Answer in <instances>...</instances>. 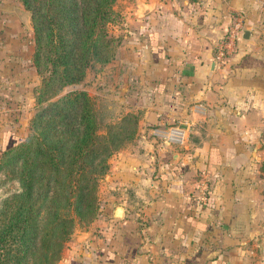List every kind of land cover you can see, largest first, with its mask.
<instances>
[{"label":"crops","instance_id":"crops-1","mask_svg":"<svg viewBox=\"0 0 264 264\" xmlns=\"http://www.w3.org/2000/svg\"><path fill=\"white\" fill-rule=\"evenodd\" d=\"M258 4L152 0L135 11L120 92L125 110L139 115L138 129L109 158L99 212L75 228L58 264H264ZM236 23L233 51L218 64L215 46ZM169 126L183 130L182 145L151 134ZM9 134L0 133L1 145Z\"/></svg>","mask_w":264,"mask_h":264},{"label":"trees","instance_id":"trees-1","mask_svg":"<svg viewBox=\"0 0 264 264\" xmlns=\"http://www.w3.org/2000/svg\"><path fill=\"white\" fill-rule=\"evenodd\" d=\"M19 2L33 33L37 103L114 57L116 40L106 26L115 0ZM137 118L123 116L99 133L94 102L86 91L74 90L40 105L27 136L5 139L0 172L11 173L20 190L0 205V264H56L75 225L98 214V181L108 157L134 133Z\"/></svg>","mask_w":264,"mask_h":264},{"label":"rangeland","instance_id":"rangeland-1","mask_svg":"<svg viewBox=\"0 0 264 264\" xmlns=\"http://www.w3.org/2000/svg\"><path fill=\"white\" fill-rule=\"evenodd\" d=\"M148 1L151 2L152 0H115L112 5L114 11L112 19L106 26L107 32L116 40L115 54L112 60L105 65H96L87 69L81 82L62 87L59 92L49 96L46 101L40 104L35 98L41 83L40 76L36 73L31 61L34 43L29 12L23 8L19 0H0V133L8 131L13 138L15 136H27L29 121L40 105L51 102L74 90L86 91L94 102L99 121V133H105L107 125L117 123L123 116L139 117L138 113L125 110L123 95L120 91H123L121 85L124 83L123 62L127 49L126 44L129 41L127 37L130 34L129 31H135V28L130 29L129 25L137 23L134 21L137 19L134 13L143 3ZM258 5L264 6L263 0H259ZM11 83L21 87L22 92L7 91L6 87ZM115 90H117L116 93H121V96L117 97L116 100L113 97ZM137 129L136 123L132 136L125 140L120 148L112 154L130 146ZM5 139H9V137H5ZM111 155L107 159L108 169ZM108 169L105 174H107ZM105 174L98 181V204L99 200L103 198L102 188ZM19 190L18 180L11 173L8 175V172H0V205L4 199ZM93 221L94 219L91 222ZM91 222L84 225L76 224L71 234L75 228L84 227Z\"/></svg>","mask_w":264,"mask_h":264},{"label":"built area","instance_id":"built-area-1","mask_svg":"<svg viewBox=\"0 0 264 264\" xmlns=\"http://www.w3.org/2000/svg\"><path fill=\"white\" fill-rule=\"evenodd\" d=\"M240 29L239 23H236L232 29H229L227 35L223 37L215 46L214 60L221 64L224 62L225 57L233 51V41L236 38V34ZM151 134L155 139L165 141L175 145H182L184 140L183 130L177 126H169L164 129L154 128L151 130Z\"/></svg>","mask_w":264,"mask_h":264},{"label":"water","instance_id":"water-1","mask_svg":"<svg viewBox=\"0 0 264 264\" xmlns=\"http://www.w3.org/2000/svg\"><path fill=\"white\" fill-rule=\"evenodd\" d=\"M244 37H245V35H244Z\"/></svg>","mask_w":264,"mask_h":264}]
</instances>
